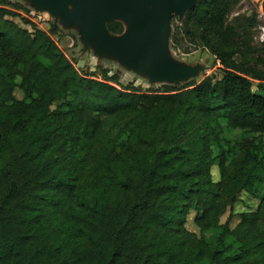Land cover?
Listing matches in <instances>:
<instances>
[{"label": "trees", "instance_id": "16d2710c", "mask_svg": "<svg viewBox=\"0 0 264 264\" xmlns=\"http://www.w3.org/2000/svg\"><path fill=\"white\" fill-rule=\"evenodd\" d=\"M241 1L170 21L171 48L219 77L141 91L79 73L56 26L0 0V264H264V40ZM242 194L258 204L236 213Z\"/></svg>", "mask_w": 264, "mask_h": 264}, {"label": "rangeland", "instance_id": "374dc122", "mask_svg": "<svg viewBox=\"0 0 264 264\" xmlns=\"http://www.w3.org/2000/svg\"><path fill=\"white\" fill-rule=\"evenodd\" d=\"M9 1L20 3L25 7L28 11H19V13L31 20L39 29L49 31L52 26L58 28V31L55 34H51V37L79 73L85 72L92 77H98L99 70L102 68L107 70L108 75L116 74L122 85L131 82L135 87L140 88L141 91L161 88L163 85L181 87L187 85L189 82L198 83L205 77L211 75L219 77L217 72L218 65L215 64L213 56L207 50L198 48L192 49L189 53H182L180 51H174L171 48V25L167 36L168 57L181 67L189 70L190 74L187 73L186 79L167 81L153 77L150 73L143 71L139 67L131 66L129 61L117 49L100 48L93 39H88L82 35L80 33V26L70 23L61 12L41 9L35 0ZM251 11H257L258 13V26L254 34V40L257 43L264 40V33L261 30L264 28V0H242L233 14H249ZM172 17H176L175 20L178 22L182 14L174 13ZM14 21L22 28L32 30L29 26L23 24L19 18H14ZM116 21L121 22L124 26L123 33L120 34L121 36L129 29L131 19L119 17ZM253 89L255 90V88ZM15 95L18 99L21 98L20 92L16 91ZM225 136L228 140H233L239 136V133L226 132ZM211 174L214 181L219 179L218 169L215 166L211 168ZM257 204V199L242 194L234 207V211L238 213L248 209H255ZM193 215V213L188 215L186 228L197 233V229L192 223ZM226 218L227 213L221 218V221L223 222ZM235 223L236 220L233 221L232 225Z\"/></svg>", "mask_w": 264, "mask_h": 264}, {"label": "water", "instance_id": "95a60500", "mask_svg": "<svg viewBox=\"0 0 264 264\" xmlns=\"http://www.w3.org/2000/svg\"><path fill=\"white\" fill-rule=\"evenodd\" d=\"M41 9L61 12L80 33L102 49H117L133 67L153 77L186 79L189 70L168 57L167 36L174 13H183L196 0H35ZM131 19L123 35H111L106 24Z\"/></svg>", "mask_w": 264, "mask_h": 264}, {"label": "built area", "instance_id": "2783aa9c", "mask_svg": "<svg viewBox=\"0 0 264 264\" xmlns=\"http://www.w3.org/2000/svg\"><path fill=\"white\" fill-rule=\"evenodd\" d=\"M261 30H262V31H263V33H264V28H262Z\"/></svg>", "mask_w": 264, "mask_h": 264}]
</instances>
